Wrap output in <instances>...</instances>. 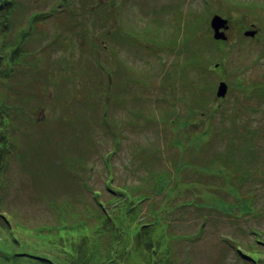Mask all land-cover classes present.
<instances>
[{
    "label": "rangeland",
    "instance_id": "obj_1",
    "mask_svg": "<svg viewBox=\"0 0 264 264\" xmlns=\"http://www.w3.org/2000/svg\"><path fill=\"white\" fill-rule=\"evenodd\" d=\"M23 2L11 18L43 16L29 42L52 82L7 145L5 211L56 226L92 216L95 193L109 209L121 191L150 194L139 214L178 235V261L249 264L227 240L264 233V0Z\"/></svg>",
    "mask_w": 264,
    "mask_h": 264
},
{
    "label": "trees",
    "instance_id": "obj_2",
    "mask_svg": "<svg viewBox=\"0 0 264 264\" xmlns=\"http://www.w3.org/2000/svg\"><path fill=\"white\" fill-rule=\"evenodd\" d=\"M27 8L29 7L23 0H0L2 211L7 208L2 201L5 193H1L4 185L1 176L10 153L7 145L16 136L13 132L20 131L18 124L26 121L24 114L28 110L25 106L29 100L47 95L52 82L49 75L47 79L43 78L40 54L36 52L38 48L36 51L35 48L31 49L33 44L29 42L34 33L32 25L37 18L43 16L36 13L30 17V29L33 31L28 27L21 29L22 17L17 13L11 18L12 10L20 9L24 13ZM29 14L31 15V12ZM17 30L19 31L10 37L12 31ZM6 90L13 91L6 93ZM166 181V176H162L155 181L154 189L162 184L163 191L166 192L163 185ZM126 192L121 191L125 194V200L121 202L120 199L113 203L115 205L111 209L99 199V193H95L99 208L92 216L76 219L77 215L73 214L72 221H69V217L64 218L69 222L56 226L39 224L31 228L27 227V222L23 224L12 212H0V264H187L185 259L178 261L173 246L178 235H170L169 228L162 221L160 214L153 209L150 210L151 217L139 214L141 204L152 200L150 194L141 197ZM67 209L69 213H76ZM56 210L60 211L61 208ZM125 219H129V225ZM251 234L252 241L249 237L241 238L247 242L246 251L243 250V241L237 237H229L227 242L235 245L239 257L249 264H264V233L252 231ZM181 238L185 242L191 239L185 234Z\"/></svg>",
    "mask_w": 264,
    "mask_h": 264
},
{
    "label": "water",
    "instance_id": "obj_3",
    "mask_svg": "<svg viewBox=\"0 0 264 264\" xmlns=\"http://www.w3.org/2000/svg\"><path fill=\"white\" fill-rule=\"evenodd\" d=\"M210 26L214 32V38L216 40H227L226 31L229 29L228 19L216 14L212 17L210 21ZM257 30H247L245 31V36L254 37ZM228 92V85L226 82H221L218 86L217 97H225Z\"/></svg>",
    "mask_w": 264,
    "mask_h": 264
},
{
    "label": "flooded vegetation",
    "instance_id": "obj_4",
    "mask_svg": "<svg viewBox=\"0 0 264 264\" xmlns=\"http://www.w3.org/2000/svg\"><path fill=\"white\" fill-rule=\"evenodd\" d=\"M220 82H222V81H220Z\"/></svg>",
    "mask_w": 264,
    "mask_h": 264
}]
</instances>
